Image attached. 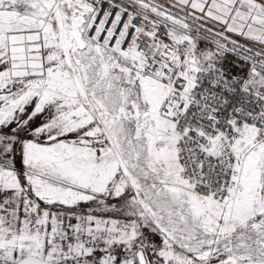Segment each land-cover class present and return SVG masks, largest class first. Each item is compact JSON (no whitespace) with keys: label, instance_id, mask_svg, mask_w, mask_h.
Segmentation results:
<instances>
[{"label":"snow or ice","instance_id":"1","mask_svg":"<svg viewBox=\"0 0 264 264\" xmlns=\"http://www.w3.org/2000/svg\"><path fill=\"white\" fill-rule=\"evenodd\" d=\"M0 264H264V0H0Z\"/></svg>","mask_w":264,"mask_h":264}]
</instances>
